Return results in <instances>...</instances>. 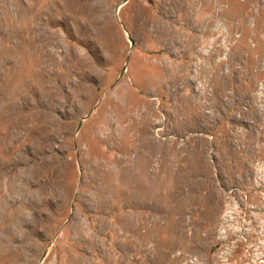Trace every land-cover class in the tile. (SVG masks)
I'll return each instance as SVG.
<instances>
[{
  "label": "rangeland",
  "instance_id": "rangeland-1",
  "mask_svg": "<svg viewBox=\"0 0 264 264\" xmlns=\"http://www.w3.org/2000/svg\"><path fill=\"white\" fill-rule=\"evenodd\" d=\"M0 264H264V0H0Z\"/></svg>",
  "mask_w": 264,
  "mask_h": 264
}]
</instances>
